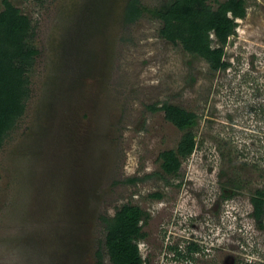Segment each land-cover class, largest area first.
Returning a JSON list of instances; mask_svg holds the SVG:
<instances>
[{
	"label": "rangeland",
	"instance_id": "obj_1",
	"mask_svg": "<svg viewBox=\"0 0 264 264\" xmlns=\"http://www.w3.org/2000/svg\"><path fill=\"white\" fill-rule=\"evenodd\" d=\"M7 1L28 18L33 53L0 143V264H112L102 216L127 203L144 211L145 264H181L163 251L183 216L212 241V263L264 264V212L255 220L250 202L264 194V0H243L217 70L162 37L148 9L172 0H135L132 22L130 0ZM164 104L195 115L172 177L157 157L183 131Z\"/></svg>",
	"mask_w": 264,
	"mask_h": 264
},
{
	"label": "trees",
	"instance_id": "obj_2",
	"mask_svg": "<svg viewBox=\"0 0 264 264\" xmlns=\"http://www.w3.org/2000/svg\"><path fill=\"white\" fill-rule=\"evenodd\" d=\"M148 10L162 20V37L172 42L179 40L185 51L202 57L211 69L228 66V62L223 59V47L229 36L234 34L236 20L245 14L243 0H172L159 8ZM141 12L142 7L138 2L130 0L125 8V20H136ZM29 28L28 18L7 0H3L0 10V143L22 113L21 88L26 82L23 72L33 53L24 42ZM210 34L214 35V45L211 44ZM162 110L165 117L183 131L176 150L161 151L157 157L162 173L168 175L176 173L180 165L179 158H186L194 149L192 126L195 115L175 105L164 104ZM159 196V193L151 194V197ZM263 197V192L256 190L250 200L255 220L263 215ZM143 216L144 211L132 203L123 204L111 217L102 216L106 232L104 247L112 264H145L135 242L146 236L141 225Z\"/></svg>",
	"mask_w": 264,
	"mask_h": 264
},
{
	"label": "flooded vegetation",
	"instance_id": "obj_3",
	"mask_svg": "<svg viewBox=\"0 0 264 264\" xmlns=\"http://www.w3.org/2000/svg\"><path fill=\"white\" fill-rule=\"evenodd\" d=\"M173 174L175 173H171L166 176L172 177ZM154 199H158V197H154ZM177 205L178 207L180 206V204L178 203ZM173 219H175V217H173ZM185 220H188L187 216L186 217L183 216L180 219L177 218L176 221L174 222L175 223L173 224L174 228L177 227L179 231L184 229V231L181 235H177V237H180V239L177 240L175 239L174 244L172 245L170 243V240H168L170 239V237L169 236L167 237L166 248L163 251V254H168V255L170 254L174 260L176 258L181 259L182 261L180 262L181 264H214L212 263V259L210 257L211 255L207 253L213 247L212 241L210 239H209L210 241H207V238L205 236H201L203 239L198 238L196 235H194L196 233L193 234L191 230H190L191 232L189 233L185 232V230H189V223L186 222ZM199 220L203 221L201 217L199 218ZM212 226L214 225H211V227ZM179 231H175V232H179ZM190 235L192 236L190 237Z\"/></svg>",
	"mask_w": 264,
	"mask_h": 264
},
{
	"label": "clouds",
	"instance_id": "obj_4",
	"mask_svg": "<svg viewBox=\"0 0 264 264\" xmlns=\"http://www.w3.org/2000/svg\"><path fill=\"white\" fill-rule=\"evenodd\" d=\"M252 210H253V208H252ZM143 240L142 239H140V240H137V241H135L136 242V245H137V247H138V251H139V254H140V256H141V259L144 261L145 260V257L143 256V252H144V250H141V247H142V242Z\"/></svg>",
	"mask_w": 264,
	"mask_h": 264
}]
</instances>
